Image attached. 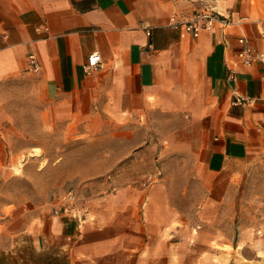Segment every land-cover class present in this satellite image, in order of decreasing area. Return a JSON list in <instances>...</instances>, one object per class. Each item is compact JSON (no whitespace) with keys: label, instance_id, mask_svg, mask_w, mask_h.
Returning a JSON list of instances; mask_svg holds the SVG:
<instances>
[{"label":"crops","instance_id":"crops-1","mask_svg":"<svg viewBox=\"0 0 264 264\" xmlns=\"http://www.w3.org/2000/svg\"><path fill=\"white\" fill-rule=\"evenodd\" d=\"M213 5L223 23L193 38L167 20L190 16L200 3L0 0V153L23 135L20 104L28 105V125L50 137H65L72 121L103 119L128 122L124 135L147 136L121 164L114 145L107 157H93L106 171L91 177L99 192L76 197L82 221L60 202L50 203L59 215L42 221L33 210L21 214L38 219L22 233L30 234L27 246L43 251L44 264H245L237 244L213 237L193 218L226 216L229 183L250 159L264 156V67L240 68L234 82L226 69L239 37L264 53V0ZM93 53L103 66L85 75ZM30 54L40 65L36 73L28 69ZM22 79L29 83L18 95ZM231 90L250 102L231 105ZM89 132L117 134L99 125ZM141 162L148 172L134 175ZM172 183L185 187L172 193Z\"/></svg>","mask_w":264,"mask_h":264},{"label":"rangeland","instance_id":"rangeland-1","mask_svg":"<svg viewBox=\"0 0 264 264\" xmlns=\"http://www.w3.org/2000/svg\"><path fill=\"white\" fill-rule=\"evenodd\" d=\"M27 83V79L19 81L18 95H25L24 86ZM19 106L21 119L18 122L23 135L17 137L18 143L14 147L10 144L0 153V264H44L43 251L36 252L27 246L26 240L30 241V234L22 233L24 225L29 222L27 230L31 231L35 228L37 215L41 221L46 216L54 215L50 207L53 196L61 197L67 191H72L76 199L99 192V184L91 181V177L105 169L97 168L102 162L93 157H107L110 153L108 146L114 145L112 149L115 152L111 154L116 156V165L121 164L126 160L121 156L129 155L143 146L147 136L140 132H136L137 135H124L119 131L128 122L103 119L99 123L93 120L72 121L65 137H50L41 127L28 125V105ZM98 125L102 129L115 127L117 134H89ZM130 125L139 127L134 122ZM35 149L38 156H35ZM146 163L141 162L142 167L132 169V173L135 175L141 170L148 172ZM165 174L172 176L176 173L166 169ZM241 174L228 185L226 203L229 207L226 216H195L193 219L196 224L205 225L209 229L208 234L213 237L231 241L234 246L237 244L246 264L247 260L264 261V156L250 159ZM83 179L87 180L82 182ZM167 187L169 192L178 193L185 185L172 183ZM196 192L201 194L203 190ZM194 202L198 204L199 201ZM27 210L36 213L31 221L21 216ZM228 250L230 253V247Z\"/></svg>","mask_w":264,"mask_h":264},{"label":"built area","instance_id":"built-area-1","mask_svg":"<svg viewBox=\"0 0 264 264\" xmlns=\"http://www.w3.org/2000/svg\"><path fill=\"white\" fill-rule=\"evenodd\" d=\"M175 3H185V4H196L200 3L201 7L192 12L188 17H182L176 14H171L167 20V26L174 30H180L185 33L190 34L193 38H196L203 31H211L215 23H223L219 18V14L216 11L213 2L215 0H173ZM262 21H264V15H262ZM143 26V25H141ZM45 29V28H44ZM148 36L149 33L146 32ZM238 44L241 46L240 50L237 52L235 58L227 65V79L230 82H234L239 69H247L256 63H260L264 67V53L254 51L251 46L247 44L244 37H239L237 40ZM27 64L29 71L36 73L40 69L39 62L37 58L30 54L27 57ZM103 66L100 56L97 53H93L87 58L86 63L82 66V71L85 75H90L94 71L101 69ZM231 105L239 106L245 105L250 102L244 96L239 95L236 91L231 90ZM75 195L72 191H67L62 197H53V203H61L64 206V211L67 213L78 214L77 218L79 221L83 220V214L76 210L75 205ZM53 214L59 215V209L57 207L53 208Z\"/></svg>","mask_w":264,"mask_h":264},{"label":"bare ground","instance_id":"bare-ground-1","mask_svg":"<svg viewBox=\"0 0 264 264\" xmlns=\"http://www.w3.org/2000/svg\"><path fill=\"white\" fill-rule=\"evenodd\" d=\"M34 152H35V156H38V150L35 149ZM32 155H33V154H32Z\"/></svg>","mask_w":264,"mask_h":264}]
</instances>
